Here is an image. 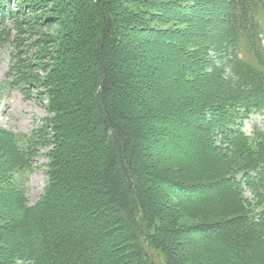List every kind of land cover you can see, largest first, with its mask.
<instances>
[{"label":"trees","instance_id":"16d2710c","mask_svg":"<svg viewBox=\"0 0 264 264\" xmlns=\"http://www.w3.org/2000/svg\"><path fill=\"white\" fill-rule=\"evenodd\" d=\"M263 36L264 0H0L47 103L0 127V264H264Z\"/></svg>","mask_w":264,"mask_h":264},{"label":"rangeland","instance_id":"374dc122","mask_svg":"<svg viewBox=\"0 0 264 264\" xmlns=\"http://www.w3.org/2000/svg\"><path fill=\"white\" fill-rule=\"evenodd\" d=\"M180 1H186L189 4L192 0ZM44 31L47 32V30ZM159 48V45L155 44L148 53L156 55ZM9 49L8 45L0 46V127L9 131L27 133L41 124L42 119L47 115V103L44 98L41 99L35 94L34 89L23 93L8 84L5 73L10 62ZM250 121L264 129V114H254ZM250 121L245 122L244 131L246 133H249L251 129ZM45 151L44 148L39 150L40 154L33 161L32 170L23 178L25 193L30 204H33L41 195L47 180Z\"/></svg>","mask_w":264,"mask_h":264}]
</instances>
